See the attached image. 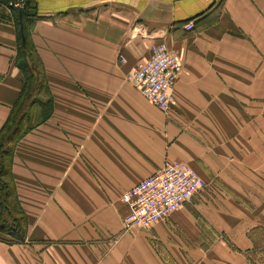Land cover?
Listing matches in <instances>:
<instances>
[{
  "label": "crops",
  "instance_id": "1",
  "mask_svg": "<svg viewBox=\"0 0 264 264\" xmlns=\"http://www.w3.org/2000/svg\"><path fill=\"white\" fill-rule=\"evenodd\" d=\"M29 1L51 110L11 155L27 232L0 236V264H255L264 0ZM18 33V10L0 0V130L25 83ZM158 43L182 64L169 114L126 79ZM165 160L187 162L208 187L147 228H125L121 193Z\"/></svg>",
  "mask_w": 264,
  "mask_h": 264
},
{
  "label": "built area",
  "instance_id": "2",
  "mask_svg": "<svg viewBox=\"0 0 264 264\" xmlns=\"http://www.w3.org/2000/svg\"><path fill=\"white\" fill-rule=\"evenodd\" d=\"M12 8L23 7L25 0H7ZM186 30L193 28L190 21ZM125 58L118 56V62ZM182 70L178 55L165 43L151 47L147 57L138 59L127 72L126 79L161 112L169 114L172 87ZM205 179L187 162L165 160L162 166L141 178L121 193L127 207L122 221L125 228L149 227L156 220L164 219L184 202L201 192Z\"/></svg>",
  "mask_w": 264,
  "mask_h": 264
},
{
  "label": "trees",
  "instance_id": "3",
  "mask_svg": "<svg viewBox=\"0 0 264 264\" xmlns=\"http://www.w3.org/2000/svg\"><path fill=\"white\" fill-rule=\"evenodd\" d=\"M21 8L25 46L23 47L21 45L19 31V46L16 56V64L24 74L25 83L20 101L16 104L14 110L11 111L6 123L0 130V231L11 235L15 241H24L27 232L26 214L20 208L15 199V185L11 176L10 166L11 155L15 143L28 131V129L23 130V127H21L23 118L26 117L25 111H22L23 107L21 100L23 97L27 100L32 96L31 92L36 88V83L39 79L43 80L46 84L45 76L41 71V64L38 63L33 55L25 26L26 22L31 23L37 18V13L34 10L32 2L29 0H25V3ZM28 79H31L32 85H28ZM31 102L33 109H36L38 105H41V108L43 107L47 111L45 117L41 120H44L49 116L51 110L50 99L46 102L38 99L31 100ZM22 130L25 132L23 133ZM20 132H22V134L17 136Z\"/></svg>",
  "mask_w": 264,
  "mask_h": 264
},
{
  "label": "rangeland",
  "instance_id": "4",
  "mask_svg": "<svg viewBox=\"0 0 264 264\" xmlns=\"http://www.w3.org/2000/svg\"><path fill=\"white\" fill-rule=\"evenodd\" d=\"M27 83H28V85H32L31 79H28ZM24 94H25V92H24ZM31 94H32V96H30L29 99L26 100L23 97L21 100L22 107H23L22 111H25V113H26V117L23 118V121L21 123V127H23V130L28 129V131L31 130V127L38 120L43 119L46 115V112H47L43 107L42 108L37 107L36 109H33L31 106V104H32L31 100L38 99V100H41L43 102H46V101H48V99H50L49 94H48V86L41 79L38 80V82L36 83V88L32 90ZM24 132L25 131H23V133ZM21 134H22V132H20L17 136H20ZM250 146H251V143H250L248 149L250 148ZM249 152H251V151H249ZM204 179L206 181V185H205V188L203 189L202 192H204L209 185V183H208L209 181L206 180L205 177H204ZM14 212H15V210H14ZM142 228H147V227H142ZM250 234L252 236H254V238H255V246L252 249L253 261L255 264H262L263 260H264V230H262L260 228L252 229V231H250ZM7 235H8L7 233L0 231V236H7Z\"/></svg>",
  "mask_w": 264,
  "mask_h": 264
},
{
  "label": "water",
  "instance_id": "5",
  "mask_svg": "<svg viewBox=\"0 0 264 264\" xmlns=\"http://www.w3.org/2000/svg\"><path fill=\"white\" fill-rule=\"evenodd\" d=\"M18 10V19H19V31H20V37H21V45L25 46V35L23 31V25H22V8H17Z\"/></svg>",
  "mask_w": 264,
  "mask_h": 264
}]
</instances>
